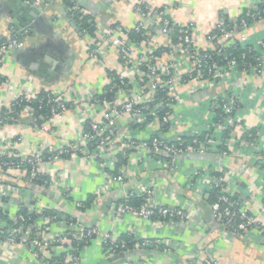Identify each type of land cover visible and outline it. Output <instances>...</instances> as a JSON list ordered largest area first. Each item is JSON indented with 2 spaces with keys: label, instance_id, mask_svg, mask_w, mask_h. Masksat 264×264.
Returning <instances> with one entry per match:
<instances>
[{
  "label": "crops",
  "instance_id": "0c3cea01",
  "mask_svg": "<svg viewBox=\"0 0 264 264\" xmlns=\"http://www.w3.org/2000/svg\"><path fill=\"white\" fill-rule=\"evenodd\" d=\"M77 1V6L89 15L92 32L81 31L70 20L61 0H0V40L10 41L16 37L19 43L17 49L5 52L0 65V78L4 79L0 82V114L3 109L10 110L12 102L23 90L33 95L41 92L66 94L78 104V108L71 109L64 118L50 122L49 132L37 128L35 118L25 112L18 114L15 122L9 120L0 125V148L13 152L17 157H29L37 150L47 153L53 148L72 146L77 142L80 133L86 129V97L92 91L101 94L107 89L110 84L108 77L113 74L110 72L119 64L116 50L112 48L105 47V56L98 61L89 58L90 50L103 36L111 33L115 37L118 36L116 34L132 32L142 19V5L149 11L164 8L178 24L191 25L197 47L203 50L211 48L207 36L223 17L236 22L257 4V0ZM20 2L30 4L38 13L34 17L28 16L30 11ZM146 23L147 32H151L152 23ZM25 27L24 34L20 36L18 29ZM154 37L159 45L169 48L167 38L161 33ZM248 41L255 46L264 41L263 23L249 29ZM143 49V45L136 47L137 57L145 52ZM170 60L163 56L161 62L168 64ZM188 68V64L181 62V75L189 72ZM205 82L192 80L176 88L175 96L179 100L173 112L175 122L162 137L179 141L206 132L219 137L217 124L210 119L211 101L228 92L237 93L241 96V108L235 114L236 124L229 134L232 152L227 158H220L219 149L210 155L189 154L178 158L172 171L150 159L145 162L146 168L141 170L132 171L129 166L125 167L131 171L126 187L108 189L106 173H115L114 165L100 168L98 162L71 156L45 166L47 172L61 177L65 185L72 188L69 198L64 195V184L46 192L40 186L22 181L15 169H4L0 170V184L18 186L22 192L11 197L0 194V205L8 210L10 217H15L22 210L36 214L57 212L63 218L73 216L85 226H98L102 233L110 234L116 240L132 234L138 238L161 240L169 246V253H124L121 254L124 258L111 262L112 258L105 255L102 240L98 238L81 251L82 264H192L190 258L200 250L204 254L198 257L204 259L209 255L219 264H264V245L257 237L246 240L216 229L207 197L210 184L223 173L229 191L247 201L252 213L258 212L256 195L264 180V167L255 163L254 156H264V70L257 76L242 73L217 86ZM249 130H256V145L246 148L243 153L239 142ZM155 131V126L151 125L139 129L138 134L131 130H124V134H135L139 139H145ZM133 153L135 159L146 157L145 152L139 149ZM151 181L155 183L152 190L154 200L191 213L188 222L165 226L135 214L113 216L115 203L122 202L131 192L140 198L149 191ZM89 199L92 204L84 207ZM62 230V223L58 221L49 226V232L54 235ZM0 264L38 263L30 249L3 245L0 247Z\"/></svg>",
  "mask_w": 264,
  "mask_h": 264
},
{
  "label": "built area",
  "instance_id": "2783aa9c",
  "mask_svg": "<svg viewBox=\"0 0 264 264\" xmlns=\"http://www.w3.org/2000/svg\"><path fill=\"white\" fill-rule=\"evenodd\" d=\"M262 5H264V0H257L256 6L247 14L252 23L242 18L239 30L235 28L230 30L228 26L219 24L221 35L207 37L209 45H212L215 50L218 49L216 55L225 56L226 66L215 62L213 56L201 53L202 50L197 47L193 29L181 26L179 43H174L172 35L175 32V21L173 23L168 18H164L163 12L150 10L144 13L140 11L142 19L134 30L145 31L144 35L147 39H143V43L131 42L129 40L130 31L125 34H116L118 36L115 37L110 33L101 38V46L96 41L90 50L89 58L98 61L105 56V47L112 48L116 50L119 64L115 70H111L112 76L108 77L110 88L107 87L101 94L92 91L86 97L84 101L87 107L86 129L80 133L77 142L72 146L53 148L47 153L37 150L34 154L24 158L17 157L13 152H7L1 147L0 170L15 169L22 181L40 186L47 192L54 189L56 185H65V183L61 177L47 172L45 166L71 156L81 157L90 162H98L100 168L106 167L107 164L116 167L115 173L105 171L109 189L126 187L130 181L131 171L129 170L146 168L145 162L150 159L156 160L160 165H166L172 171L176 168L178 158L186 154L210 155L212 151L218 150L219 146L227 148L225 152L218 150L220 158H227L232 148L229 146L230 135L227 138L224 135L227 131L231 132L235 126V114L241 108V96L237 93L228 92L214 97L211 101L210 119L216 122L219 137L212 136L211 132H206L203 139V134H193L190 136L194 138L193 144L185 145L184 141L167 140L162 135L167 131V127L170 128L175 122L173 112L179 100L175 96V91L180 84L198 80L217 86L242 74L237 61L226 55L228 48L240 45L242 48L256 51L257 65L249 67L245 74L257 76L262 73L264 70V41L259 46L252 45L248 41L249 29L256 24H264V12L259 11ZM76 15H80L81 20L89 16L74 5L70 17ZM146 22L152 23L151 32H147ZM13 31L16 32L15 29ZM156 33H161L167 38L168 51H163L166 47L159 45L157 38L154 37ZM139 45L144 46L145 52L137 57L136 47ZM18 47L16 37L10 41L0 40V65L3 63L5 52ZM163 56L171 59L168 64H162ZM181 62L189 66V72L183 75H181ZM114 91L116 92L113 100L105 96V94H113ZM20 98L31 101L37 99L38 95L23 90L13 102ZM43 101L50 107V117L42 124H36V127L45 132L50 131L49 123L55 118L62 119L71 109L78 108V104L66 94L49 92V96ZM24 112L35 118V109L25 107L22 113ZM10 119V116L1 119L0 125H5V122ZM151 125L155 126L156 131L145 139L140 137V134L141 139L134 136L135 134L130 136L124 134V130H131L138 134L139 129H146ZM255 141L256 138L251 142L244 136V139L239 142L242 146L241 152L244 153L246 148L256 145ZM137 149L145 152V159L134 158L133 151ZM254 160L257 165L264 167L262 154L255 155ZM125 167L129 170H125ZM224 176L221 173V176L210 184L207 195L209 197V193L214 189L219 190L216 200L211 204L212 217L219 230L226 235L246 240L257 237L260 244L264 245V180L259 188L257 187L256 200L259 202V208L255 214L249 210L247 201L235 196L229 191L227 185L223 184ZM65 186L64 195L69 198L72 188L69 185ZM154 188L155 183L151 181L149 191L140 196L144 202L139 206L130 203L139 197L134 192L129 193L122 202L113 205V216L135 214L144 220L165 226L184 224L189 221L191 213L154 200L152 197ZM104 191L101 193L103 194ZM21 192L18 186L0 184V194L3 196L11 197L20 195ZM78 206L81 207L82 204ZM35 214L34 211L22 210L15 217H10L8 210L0 205V247L3 245L26 247L31 250L38 264H82L81 251L98 238L102 240L103 250L107 257L114 258L126 253L124 252L128 245L126 240H116L112 235L102 233L98 226H85L73 216L63 218L57 212L52 215L36 214L39 217L32 220ZM57 221L62 223L63 230L54 235L49 232V226ZM132 241L142 249L169 253V246L167 247L161 240L138 238L134 235ZM203 254V250L197 251L190 258V262L192 264H219L216 258L209 255L204 259L198 257Z\"/></svg>",
  "mask_w": 264,
  "mask_h": 264
},
{
  "label": "trees",
  "instance_id": "16d2710c",
  "mask_svg": "<svg viewBox=\"0 0 264 264\" xmlns=\"http://www.w3.org/2000/svg\"><path fill=\"white\" fill-rule=\"evenodd\" d=\"M62 2L65 4L66 8H67V13H68V17L70 18L71 21H74V23L77 25V27L81 30V31H90L92 32V24L88 23V18L85 17L83 20L80 19V15H76L75 17H70L71 13H72V9L74 8V5H78V1L77 0H62ZM149 10L146 8L145 5H142L141 8V12H148ZM155 11H159V12H163L164 18H168L171 22L174 23V19L167 13V11L164 8H159L158 10ZM260 12H264V5L260 6L259 8ZM243 18L248 20V23H252V20L250 19L249 16H247V14L245 16H243ZM240 18L239 20H237L236 22L230 21L227 18L223 17L222 20H220V22L218 23L224 26H228V28L230 30L232 29H237L239 30L240 28V22H241ZM176 25L174 26V34L172 35V39L174 43H179L180 40V29L181 26H185V25H181L178 24L177 22H175ZM218 25L210 32V34L207 36H212V35H216V36H220L221 35V31L220 28H218ZM185 27H188L189 29H193V27L191 25H187ZM145 31H132L130 32L129 35V40L132 42H136L137 44L143 43V39H147V37L144 35ZM18 33V31H17ZM5 41V40H2ZM98 43H101L100 41H98ZM168 51L169 48H165L163 49V51ZM202 54L208 55V56H213L215 58V62L219 63L222 66H226L227 61L224 59V55H220L217 56L216 54L218 53V49L213 48V46L211 45V48H206L203 49L201 51ZM229 55L231 58H234L239 66V69L242 71L243 74H245V71L251 67V66H256L257 65V57L258 54L256 51H251L248 48H242L240 45H235V47L233 48H228L227 49V54ZM206 79V78H205ZM4 79L0 78V82H3ZM110 88V87H108ZM116 91H114L113 94H105V96H107L110 100H113L114 98V94ZM49 96V92H41L40 94H38V98L35 100H31V101H26L23 98H20L18 100H16L15 102H13L11 104L10 110L9 109H3L2 113L0 114V120L4 119L7 116H10L11 119V123L17 120V115L19 113H22V111L24 110V108L28 107L29 109H35L36 113H35V118H36V124L40 125L44 122V120L49 119L50 117V107L46 105L45 101H43L44 98ZM10 111V112H9ZM8 122V121H6ZM5 122V123H6ZM169 128L167 127V130ZM230 131H227L224 135L225 138H227L229 136ZM205 134V133H204ZM202 135V139L203 136ZM245 138L248 139L249 141L253 142L254 139L256 138V130H249V132L245 135ZM181 141L185 142V145H191L193 144L194 138L192 137H184L181 138ZM221 152H225L227 151V148L225 146H221L219 147ZM189 156V154L184 155L183 157ZM223 184L225 185V182L223 181ZM218 189H214L212 192L209 193V197H208V203L210 205L211 208V204L216 200L217 196H218ZM144 202L143 198H135L132 201H130L131 204L139 206ZM92 204V200L89 199L86 203H84V207H89ZM212 211V210H211ZM27 212V211H25ZM47 215H52L54 212L51 211H47L45 212ZM39 216L38 215H33V219L32 220H36ZM213 218V217H212ZM215 225H216V229L219 230V227L217 226L215 220L213 219ZM133 237L134 235L132 234H128L123 236V240L127 241V247L126 249H124V252H126L127 254H132L134 253H139V252H147V251H154V252H160V251H156V250H152V249H142L139 248L135 242H133Z\"/></svg>",
  "mask_w": 264,
  "mask_h": 264
},
{
  "label": "water",
  "instance_id": "95a60500",
  "mask_svg": "<svg viewBox=\"0 0 264 264\" xmlns=\"http://www.w3.org/2000/svg\"><path fill=\"white\" fill-rule=\"evenodd\" d=\"M25 8H27L29 11H30V13H28V16H32V17H34L37 13H38V10L37 9H35L34 7H32L30 4H26V3H22V2H20ZM75 26V25H74ZM27 27V26H26ZM26 27L25 28H20V29H18V34L21 36L22 34H24V31L26 30ZM121 258H124V255H118V256H116V257H114V258H112L110 261L111 262H114L116 259H121ZM109 261V262H110ZM107 263V262H106ZM104 264V263H103Z\"/></svg>",
  "mask_w": 264,
  "mask_h": 264
}]
</instances>
